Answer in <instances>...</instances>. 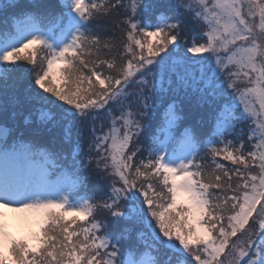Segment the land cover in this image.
I'll return each instance as SVG.
<instances>
[{"label":"snow or ice","instance_id":"6c2138e0","mask_svg":"<svg viewBox=\"0 0 264 264\" xmlns=\"http://www.w3.org/2000/svg\"><path fill=\"white\" fill-rule=\"evenodd\" d=\"M0 264H264V0H0Z\"/></svg>","mask_w":264,"mask_h":264},{"label":"rangeland","instance_id":"374dc122","mask_svg":"<svg viewBox=\"0 0 264 264\" xmlns=\"http://www.w3.org/2000/svg\"><path fill=\"white\" fill-rule=\"evenodd\" d=\"M161 55H163V53H161ZM55 83H56L57 86H59V84L61 83V81H59V80L57 79V80L55 81ZM53 98H55V97H53ZM66 106H67V105H66ZM209 171H211V170L209 169ZM9 215H12V214L9 213ZM250 223H251V222H250ZM12 231H13L14 235H17V236L20 235V233H19L15 228H13ZM197 231H201V230L197 227Z\"/></svg>","mask_w":264,"mask_h":264},{"label":"trees","instance_id":"16d2710c","mask_svg":"<svg viewBox=\"0 0 264 264\" xmlns=\"http://www.w3.org/2000/svg\"><path fill=\"white\" fill-rule=\"evenodd\" d=\"M59 86H62V82L59 84ZM59 86H58V87H59ZM46 95H51V94H46ZM52 98H53V97H52ZM53 99L55 100L56 98H53ZM218 159H219V158H218ZM220 162H221V163H224L226 166H231L229 161L220 160ZM209 169L211 170V167H209ZM209 169H208V170H209Z\"/></svg>","mask_w":264,"mask_h":264}]
</instances>
